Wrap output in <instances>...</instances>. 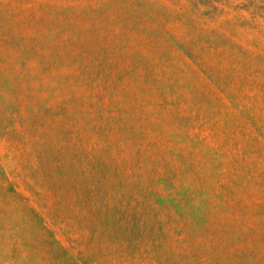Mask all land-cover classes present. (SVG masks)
<instances>
[{
  "label": "rangeland",
  "instance_id": "obj_1",
  "mask_svg": "<svg viewBox=\"0 0 264 264\" xmlns=\"http://www.w3.org/2000/svg\"><path fill=\"white\" fill-rule=\"evenodd\" d=\"M0 264H264V0H0Z\"/></svg>",
  "mask_w": 264,
  "mask_h": 264
}]
</instances>
